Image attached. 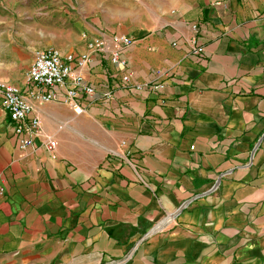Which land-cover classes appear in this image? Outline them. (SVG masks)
Returning a JSON list of instances; mask_svg holds the SVG:
<instances>
[{
    "label": "crops",
    "instance_id": "0c3cea01",
    "mask_svg": "<svg viewBox=\"0 0 264 264\" xmlns=\"http://www.w3.org/2000/svg\"><path fill=\"white\" fill-rule=\"evenodd\" d=\"M138 18L78 24L84 52L127 34V70L163 87L124 88L126 69L92 51L87 111L35 104L53 155L21 151L0 105V264H264V0H168Z\"/></svg>",
    "mask_w": 264,
    "mask_h": 264
},
{
    "label": "built area",
    "instance_id": "2783aa9c",
    "mask_svg": "<svg viewBox=\"0 0 264 264\" xmlns=\"http://www.w3.org/2000/svg\"><path fill=\"white\" fill-rule=\"evenodd\" d=\"M192 30L191 52L203 55L205 47L198 44V25L193 24ZM133 43L134 39L127 34L114 33L109 40L101 37L88 42V50L83 53L63 52L54 46L45 47L34 53L25 87L0 80V105L12 121L19 149L26 151L37 140L39 144L36 149L53 155L59 145L56 133L45 128L35 104L61 102L76 114H81L97 99L95 86L84 75V69L92 62V51L109 52L112 64L120 70L126 69L121 78L124 88L151 91L163 87V83L138 82L134 80L133 73L127 70L128 60L124 54ZM173 45L177 46L178 42L174 41ZM100 97L111 100L113 92L106 91Z\"/></svg>",
    "mask_w": 264,
    "mask_h": 264
},
{
    "label": "rangeland",
    "instance_id": "374dc122",
    "mask_svg": "<svg viewBox=\"0 0 264 264\" xmlns=\"http://www.w3.org/2000/svg\"><path fill=\"white\" fill-rule=\"evenodd\" d=\"M167 2L0 0V80L24 75L36 50L54 46L63 52H84L88 34L80 30V23L96 22L114 30L126 29L136 23L144 8L161 10Z\"/></svg>",
    "mask_w": 264,
    "mask_h": 264
}]
</instances>
